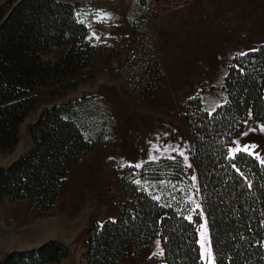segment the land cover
<instances>
[{"label": "trees", "instance_id": "16d2710c", "mask_svg": "<svg viewBox=\"0 0 264 264\" xmlns=\"http://www.w3.org/2000/svg\"><path fill=\"white\" fill-rule=\"evenodd\" d=\"M82 1L5 0L0 4V152L19 139V127L38 103L33 89L57 83L70 89L83 82L102 49L88 37ZM130 29L146 31V0L132 3ZM264 44L239 54L228 68L226 101L214 110L198 97L188 102L200 201L217 264H264V165L229 146L252 116L264 122ZM114 120L105 97L87 93L44 107L29 125V152L0 167V204L26 200L32 212L49 210L63 190L72 164L97 143L111 140ZM139 181V183H137ZM118 215L88 229L82 264H122L131 247L140 258L160 237L164 264H202L197 228L201 215L180 156L148 161L139 175L131 167L118 174ZM69 248L50 239L35 248L12 250L0 264H57Z\"/></svg>", "mask_w": 264, "mask_h": 264}, {"label": "rangeland", "instance_id": "374dc122", "mask_svg": "<svg viewBox=\"0 0 264 264\" xmlns=\"http://www.w3.org/2000/svg\"><path fill=\"white\" fill-rule=\"evenodd\" d=\"M133 1H82L78 10L87 16V37L102 49L89 67L88 78L70 89H61L57 83L33 89L39 101L20 125L18 142L0 152V167L29 152L32 140L28 128L42 109L87 93L105 97L115 123L109 142L95 144L71 165L63 190L49 210L32 212L26 200H4L0 204V261L12 250L35 248L57 239L69 248L68 257L57 264H82L80 256L88 229L118 215L112 204L114 196H121L118 174L131 167L140 175L146 162L174 156L184 162L201 215L197 228L200 255L202 233L211 243L199 196L187 106L193 97H198L208 111L226 101L224 80L235 57L264 44V0H168L160 15H150L147 23V30L156 31L165 75L152 94L139 96L124 90L115 69L134 32H139L128 27L136 16ZM262 94L264 98V82ZM262 128L264 122L249 112L228 155L233 156L236 152L232 150L239 144L240 151L257 157L264 165ZM245 147L248 151L243 150ZM262 244L264 247V238ZM131 252L129 247L122 264L165 263L159 236L149 242L140 258L133 259Z\"/></svg>", "mask_w": 264, "mask_h": 264}, {"label": "built area", "instance_id": "2783aa9c", "mask_svg": "<svg viewBox=\"0 0 264 264\" xmlns=\"http://www.w3.org/2000/svg\"><path fill=\"white\" fill-rule=\"evenodd\" d=\"M146 1L150 15L157 16L168 3V0ZM115 69L127 93L133 96L152 94L165 75L156 31L134 32L130 43L120 54Z\"/></svg>", "mask_w": 264, "mask_h": 264}, {"label": "snow or ice", "instance_id": "6c2138e0", "mask_svg": "<svg viewBox=\"0 0 264 264\" xmlns=\"http://www.w3.org/2000/svg\"><path fill=\"white\" fill-rule=\"evenodd\" d=\"M109 14L105 13V16H108ZM261 131H264V128L261 129ZM247 133H245L246 135ZM240 146L239 144L237 145L236 149H233V152H238L240 151ZM244 151H248V148L245 147L243 149ZM235 157L233 156V159ZM137 183H139V181H137ZM157 247L159 248V241L157 242ZM201 247V259L204 261V264H217L216 261V257L214 256V252H213V246L209 241L204 240L203 238V233H202V241L200 244ZM162 254V250L161 253ZM153 255H156V253H153Z\"/></svg>", "mask_w": 264, "mask_h": 264}, {"label": "crops", "instance_id": "0c3cea01", "mask_svg": "<svg viewBox=\"0 0 264 264\" xmlns=\"http://www.w3.org/2000/svg\"><path fill=\"white\" fill-rule=\"evenodd\" d=\"M59 1L74 2L75 0H59ZM82 5H83V4H82ZM82 5H81V6H82ZM81 6H80V7H81ZM85 7H86V6H85ZM80 16H81V18L83 17V20H85V22L87 23V19H86L87 16H86V18H85L82 14H80ZM97 31H99V29H98ZM100 33H101V32H100ZM89 70H91V69L89 68L86 72H84L85 75H87V72H88ZM87 78H88V77H87ZM87 78H86V79H87ZM86 79H85V80H86ZM85 80H84V81H85ZM84 81L81 82L80 84L82 85V84L84 83ZM80 84H79V85H80ZM86 91H88V90H86ZM78 95H79V94H78Z\"/></svg>", "mask_w": 264, "mask_h": 264}]
</instances>
